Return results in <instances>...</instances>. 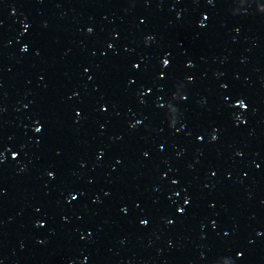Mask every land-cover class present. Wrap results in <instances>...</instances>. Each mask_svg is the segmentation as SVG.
<instances>
[{
	"label": "snow or ice",
	"instance_id": "6c2138e0",
	"mask_svg": "<svg viewBox=\"0 0 264 264\" xmlns=\"http://www.w3.org/2000/svg\"><path fill=\"white\" fill-rule=\"evenodd\" d=\"M165 62H167V60H165Z\"/></svg>",
	"mask_w": 264,
	"mask_h": 264
}]
</instances>
